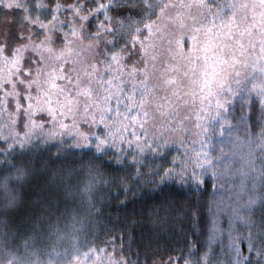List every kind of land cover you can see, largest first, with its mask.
I'll return each mask as SVG.
<instances>
[{"label": "snow or ice", "instance_id": "obj_1", "mask_svg": "<svg viewBox=\"0 0 264 264\" xmlns=\"http://www.w3.org/2000/svg\"><path fill=\"white\" fill-rule=\"evenodd\" d=\"M172 20L190 21L187 54L158 47ZM192 53L220 66L211 83L198 72L187 86L173 76ZM245 78L264 104V0H0V182L7 188L21 165L34 164L31 153L53 149L59 158L108 160L126 170L109 181L100 179L104 170L85 166V193L97 184L126 193L135 176L154 189L171 182L195 194L211 177L214 189L243 193L217 208L227 213V252H213V236L206 251L188 240L177 255L151 264H264V130L237 137L231 155L205 147L203 113L222 116ZM190 102L200 150L181 116ZM177 131L184 138H172ZM170 208L162 202L151 222H166ZM190 212L195 220L199 208ZM116 231L97 253L104 264H149L151 249L133 250L130 233Z\"/></svg>", "mask_w": 264, "mask_h": 264}, {"label": "trees", "instance_id": "obj_2", "mask_svg": "<svg viewBox=\"0 0 264 264\" xmlns=\"http://www.w3.org/2000/svg\"><path fill=\"white\" fill-rule=\"evenodd\" d=\"M180 23L175 20L166 23L159 34L158 47L165 54L169 49L175 51L177 35L179 39L188 35L180 30ZM205 64L203 56L198 54L191 68L177 67L173 76L187 86L194 72L202 76ZM242 103L245 104L238 98L231 105L229 113L224 115L229 121L227 124L209 110L203 113L204 127L208 129L205 147H211L213 156L220 155L221 146L225 155H231L230 143L237 137L244 139L260 134L259 121L263 118L257 107L260 99L252 98L249 106L241 107ZM193 106L191 102L182 103L181 116L186 120L184 126L190 129L189 138L197 140L194 122L199 121L190 112ZM177 135L184 138V133L179 131L172 138ZM199 139H205L203 134ZM193 147L200 150L198 140ZM55 152L53 149L31 153L33 165H21L23 173L17 174L19 178L10 176L7 188L0 182V264H62L61 258L57 259L65 249L69 253V264H104L103 256L97 253L105 247L104 241L109 235L118 234L117 229L130 233L133 250L151 249L149 264L152 258L166 261L169 254L177 255L175 250L184 247L188 240L196 241L197 248L206 251L213 236V252L218 254L221 248L227 252V213L218 212L217 208L223 207L221 201L229 202V196L235 199L237 194L243 195L237 187L231 192L228 185L225 190H216L211 177H207L204 190L194 194L171 182L163 190L154 189L151 183L137 182L135 176H131L126 193L122 186L109 192L105 184H97L85 193L83 189L89 179L85 166L93 171L104 170L107 175L100 179L109 181L126 170L108 160L100 165L71 156L59 158ZM25 154L28 155L27 150ZM234 166L240 167V164L236 162ZM232 183L238 185L239 177ZM164 201L171 204L169 217L162 224H154L151 222L153 209ZM193 207L199 208L195 220L190 212ZM217 229L222 230V234H218Z\"/></svg>", "mask_w": 264, "mask_h": 264}, {"label": "rangeland", "instance_id": "obj_3", "mask_svg": "<svg viewBox=\"0 0 264 264\" xmlns=\"http://www.w3.org/2000/svg\"><path fill=\"white\" fill-rule=\"evenodd\" d=\"M180 30L182 29L184 31L185 34L188 35H183L180 39L178 38V35L176 36V39H174V44L176 45V49L177 50L178 46L182 47L185 54H187L189 52V49L191 48V40H190V28H189V24L190 21H180ZM185 42V45H184ZM198 54L197 53H192L189 60L187 61H179L178 63V68H184L185 69H189L192 66V62L194 60V58H197ZM221 71V68L218 64H214L213 60L211 58V56H209V58L206 60V64L205 67L202 71V76H204L205 74H207L208 76V80L209 83L212 82V80L214 79V75L215 74H219ZM256 74H259V69L256 70ZM242 78H243V74H242ZM238 98H241L245 104L242 103V105H240L241 107L243 106H249V102H251L252 98H259L258 95L251 91V85L249 82L248 78H245L244 80H242L240 82L239 87L236 89L235 94L231 95L227 98V104L225 106V110L222 114V116L219 117V119H221L222 121H224V115H227L230 111L231 105L234 103V101ZM258 107V111H259V116H263L262 119H260L259 121V126L261 127V131L264 130V104H262L260 102V104L257 106ZM210 113H213L212 109H208ZM263 112V113H261ZM259 119V118H258ZM262 124V126H261ZM260 131V133H261ZM69 253L67 251V249L63 250L61 255L58 257L57 260H59V258H61L62 264H69L67 257H68Z\"/></svg>", "mask_w": 264, "mask_h": 264}]
</instances>
